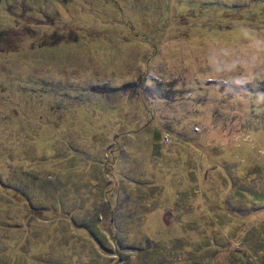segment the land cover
Returning a JSON list of instances; mask_svg holds the SVG:
<instances>
[{"label":"rangeland","instance_id":"1","mask_svg":"<svg viewBox=\"0 0 264 264\" xmlns=\"http://www.w3.org/2000/svg\"><path fill=\"white\" fill-rule=\"evenodd\" d=\"M0 264H264V0H0Z\"/></svg>","mask_w":264,"mask_h":264}]
</instances>
